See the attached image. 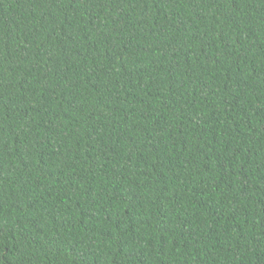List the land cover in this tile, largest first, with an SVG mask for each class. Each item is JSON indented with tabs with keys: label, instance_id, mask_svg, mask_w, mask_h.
I'll return each mask as SVG.
<instances>
[{
	"label": "trees",
	"instance_id": "1",
	"mask_svg": "<svg viewBox=\"0 0 264 264\" xmlns=\"http://www.w3.org/2000/svg\"><path fill=\"white\" fill-rule=\"evenodd\" d=\"M0 264H264V0H0Z\"/></svg>",
	"mask_w": 264,
	"mask_h": 264
}]
</instances>
